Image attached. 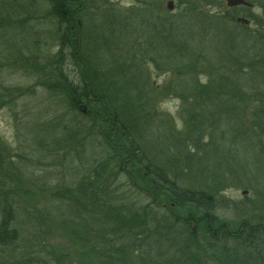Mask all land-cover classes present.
<instances>
[{
  "label": "rangeland",
  "instance_id": "rangeland-1",
  "mask_svg": "<svg viewBox=\"0 0 264 264\" xmlns=\"http://www.w3.org/2000/svg\"><path fill=\"white\" fill-rule=\"evenodd\" d=\"M27 1L26 4L19 3L21 10L15 4L9 3L7 6L13 11L30 14L32 10L27 3L38 5L39 0ZM91 1L96 9L93 11V23L85 22V25H91V30L86 33L89 37L87 47L91 40L102 37L98 26L107 16L135 18L141 15L148 24L149 29L142 32L144 37L141 42L134 28L135 34L129 38H124L116 31L107 44L114 57L125 67L129 66L122 67L125 80L133 79L135 86L137 84L140 89L141 84H144L150 92L147 99L140 98L135 103L146 131L142 137L148 151L167 153L163 155L165 165H162L166 171L170 170L168 160L175 161V165L171 166L177 171L176 182L180 186L219 190L215 196L220 204L211 215L214 227L224 226L225 230L231 232L243 222H257L264 215V71L253 67L250 70L247 61L254 59V63H259V53H264L259 51L264 40L260 39V43L257 38L264 33V0H257L256 4L251 8L245 7V10L227 9L225 0H190L185 7L190 9L191 35L187 30L182 31L183 41H173L176 38L171 37L169 32L164 34L165 29L163 31L164 21L173 19L177 22L180 19L176 18L180 9L175 0ZM169 1L173 2L171 12L166 10ZM237 18L249 20L248 28L243 29L241 24L236 23ZM114 28L118 30V26ZM154 29L163 32L156 36L152 34ZM52 31L53 25L41 18H28L12 27H0V164L6 167L3 171L5 198L14 203L17 209L14 224L18 232L12 246H0V264H86L87 257L82 254L83 250L98 241L97 234L102 236L109 230L102 223H95L90 230L85 223L87 216L75 213L67 196V193L77 194L76 186L81 179L89 178L91 181V171L87 167L97 162L104 163L106 154L100 147L99 138L85 119L69 110L68 101L62 92L51 91L54 90L51 89L53 83H50V88L44 86L42 81L45 74L40 70L46 61L40 59L41 56L37 57L36 68L26 66L28 69L23 70L21 66L24 57H29L23 36L30 39L32 34L39 35L42 46L53 55L57 48ZM168 41H173L174 48L180 50L185 58L178 55L183 64L179 63L176 69L169 65L171 58L165 49L169 47L166 45ZM149 42L157 47L156 54L148 49ZM242 45L247 48L245 57L243 54V60L233 67L228 49L236 47L241 53ZM100 54L98 52L96 55L99 61ZM19 57L23 61H19ZM133 61L142 67L140 73L132 70ZM31 69L38 70L37 75H33ZM178 73L183 75V80L193 79L199 86L208 88L213 99L220 98L219 106L203 103L206 112L215 111V107L218 113L213 117L200 116V132L190 131L186 123L190 115L197 114L194 103L184 98L186 92L179 90L183 98L168 92L169 85L180 77ZM106 78H102V83ZM228 91L233 96L226 102ZM206 118L212 120L213 129ZM56 127L58 133L61 127H67L71 137L64 139L62 133L58 136ZM212 131L215 133L212 146L217 143L221 149L216 158L207 154ZM173 144L178 147L177 150ZM112 166L106 167V177L111 181V188L105 192L106 201L112 206L134 205L136 208L146 206L151 209V197L140 192L127 176L128 173L114 172L109 178ZM141 184L146 188L145 183ZM98 198L104 200V194ZM157 208L153 206L155 215L163 216V210L157 211ZM84 223L86 226L83 230L74 227ZM189 225L194 229L192 236L184 233L186 229L181 227L183 239L178 238L179 234L176 233L171 236L173 241L170 238L168 240V237H165L168 241H162L161 237L150 236L146 245L142 246L148 247L145 256L138 257L128 247L123 251L122 262L264 264V238L254 253L258 256L255 255V259L248 263L242 258V253L246 254L247 251L240 253L230 241L223 247L224 252L217 244L208 245L205 241L207 236L203 233L204 222L196 226L191 221ZM107 235L111 237L112 231ZM104 237L100 242H103ZM122 239L123 245L130 246L128 236ZM105 242L108 241L104 239ZM250 256L253 255L250 253ZM94 262L89 261L91 264Z\"/></svg>",
  "mask_w": 264,
  "mask_h": 264
},
{
  "label": "trees",
  "instance_id": "trees-1",
  "mask_svg": "<svg viewBox=\"0 0 264 264\" xmlns=\"http://www.w3.org/2000/svg\"><path fill=\"white\" fill-rule=\"evenodd\" d=\"M26 1L0 0V25H2L0 27H12L28 18H41L53 25L52 36L56 42V52L53 55L47 52L44 46H42V39L39 35L32 34V38L30 39L29 37L23 36L25 38L23 42L27 44L25 50L29 53V57H24V63L21 66L24 68L23 70L28 69L26 66L36 68L38 56H41L42 58L40 59L46 61L40 70L45 74L42 83L48 87L51 85L50 83H53L51 89L54 90L51 91H60L63 93L68 101L69 110L76 116L85 119L88 125L90 124L89 128L96 133L95 135L100 140V147L106 154L103 160L104 163L97 162L95 165L87 167L91 171V181L88 180L89 178L81 179L76 186L77 194L67 193L71 201L70 206H73L75 213L87 216L88 220L86 219L85 223L90 230L92 226H95V223H102L105 229H109L102 236L95 234L98 241L90 245L89 249L83 250L82 254L84 257H87L86 264L89 261H95V264H125V262H122L124 259L123 251L128 247L138 257H143L148 247L142 246L144 244L146 245V240L150 236L161 237L162 241H168L169 238L173 241L171 236L173 233H176L179 234L178 238L183 239L180 235L182 232L180 231L181 228H185L186 231L184 233L192 236L194 229L189 225L191 221L196 226H201L203 222L205 223L203 233L207 236L205 241L208 245L214 243L217 244V247L221 246L223 248L230 241L240 250V253L247 251L246 254L242 253V258L246 262L249 263L255 259L254 256H258V254L254 253L257 251V247L263 242V238L259 234L258 229H260L264 215L260 216L257 222H243L236 230L231 232L225 230L224 226H215V228L211 215L214 212L213 210L220 204L216 198L217 196H215L219 190L210 187L184 188L180 186L176 182V178L178 177L177 171L171 166L175 165V161L168 160L170 170L166 171L162 165H165L163 155H167V153H163L162 151L153 153L150 150L148 151L147 146L144 144L145 141L142 135L146 131L142 123L143 120L139 116L140 110L137 109L135 103L140 98L147 99L150 92L144 84H141L142 88L140 89L137 88V84L135 86L133 79L131 81L125 80L123 68L129 66L125 67L123 63L114 57L111 50L107 48V44L115 36L116 31L124 38H129L135 34V28L136 34L140 36L139 42H141L144 37L142 32L145 29H149L147 22L143 19L144 17L141 15L135 16V18L122 15L105 17L104 22L98 26L102 32V37L99 38L100 40L97 38L93 41L91 40V43L88 45L90 48H88L87 43L89 42V37L86 33L91 30V25L88 23L89 27L87 24L85 25V22L93 23V11L96 9L95 4L91 0H39L38 5L27 3L29 4L28 7L32 10L30 14L13 11V9L8 7V4L11 3L15 4L18 10H21L22 6L19 3L26 4ZM246 1L252 5L257 3V0ZM175 2L177 3L178 9H180L176 14V18L180 19H177V22L173 19L172 21L169 20L170 24L168 25L167 23L169 21H164L163 31L165 29L164 34L169 32L171 37L176 38L173 41H183L184 35L182 31L187 30L191 35V23L189 22L190 9L189 7H185L189 4L190 0H175ZM181 6L183 9H181ZM238 9L245 10V8ZM26 15L28 17H25ZM116 26H118V30L114 28ZM248 26H243L242 28L247 29ZM162 32H158L157 29L152 30V34L156 36L162 34ZM160 38L162 39V37ZM257 38L263 41L264 33ZM173 41H168L166 45L169 47L165 49L171 58L169 65L176 69L179 63L183 64V56L180 50L174 48ZM262 41L260 40V43ZM149 43L148 49H151L152 53L156 54L157 47L153 43ZM263 46L261 43L259 51L264 52ZM240 49L242 50L241 53L236 50V47H232L231 50L228 49L229 55L232 57L230 63L231 65L232 62L234 63L233 67L235 65L237 66L243 60V54L247 50L244 45ZM98 52L102 53L100 54L102 55L101 61L97 59L99 58V56H96ZM250 52L254 54L252 49H250ZM259 54L261 56L259 63H254V59L247 61L250 70L253 67L255 69L262 68L264 71V53ZM178 55L182 56V58ZM254 55L257 58L256 54ZM18 60L23 61V58L19 57ZM18 67L21 68L20 66ZM132 67L133 71H138L139 73L142 71V67L138 66L134 61ZM31 72L33 75H37L38 70L35 69L33 71L31 69ZM178 75L180 77L176 79L177 82L169 85L168 92L179 98H183L179 90L186 92L184 98L187 97V100H191L190 102L194 103V109L197 110V114L195 116L190 115L186 119V123L190 131L195 133L200 132V127H198V125H201V122L198 120L201 118L200 116L210 115V117H213L214 114L218 113L215 107H213L215 111L206 112L203 108V103L206 104L208 102L206 105L214 104L215 106H219L221 104L219 102L220 98L213 99L209 95L208 88L203 85L199 86L197 81L193 79L186 78L183 80V75H180V73ZM103 77L107 78L102 83L101 80ZM137 82L139 81L137 80ZM183 82L185 84L184 86H182ZM226 94L227 96H223L227 97L226 102H228L233 94L231 91H228ZM5 95L7 94L5 93ZM11 98H13L12 93ZM207 121L209 123L211 122L210 128L213 129L212 120L207 119ZM55 129V132L58 133V128L56 127ZM50 131L52 132L51 129ZM212 132L213 134L209 136L211 145L208 148L207 154L209 153L211 157L216 158L221 149L220 146L217 147V143H214L212 146V143L215 141V133L214 131ZM60 134L64 136V139L71 137L67 127H61L57 135L59 136ZM73 134L76 136L77 132ZM173 147L176 150L178 149L175 144H173ZM153 161L158 163H153ZM106 165H113L112 171L109 172V178L114 172H118L119 174L128 173L127 176L131 178V181L137 186L140 192L143 195L151 197L152 208L150 209V207L146 206L136 208L134 205L112 206L109 201H106L107 195L105 192L111 188V181L106 177ZM5 168L0 164V246L10 247L17 240L18 232L14 224L17 209L14 203H11L5 198L7 196L3 184V178L5 177L3 171ZM187 168L191 171L190 167ZM124 169L128 171H124ZM202 174L205 176L203 171ZM141 182L147 185L146 188H144ZM134 184H132V187H134ZM102 193L105 197L104 200L98 198ZM158 202H161L160 205ZM153 206H158L157 211L159 209L163 210L164 215L160 217L157 214L155 215ZM195 215L199 216L195 218ZM85 223L84 225L78 224V226L74 227L83 230L85 228L84 226H86ZM262 224L264 225V223ZM67 225L69 226V224ZM71 229L74 230L75 228ZM111 231L112 236L108 237L107 234ZM103 235L105 236L104 239L108 242L104 243V239L103 242H100ZM124 236L130 238V246L122 244V237ZM165 237H168V240ZM124 241L128 242L126 240ZM224 250L225 248H223L222 252ZM250 253L253 255V258L250 256Z\"/></svg>",
  "mask_w": 264,
  "mask_h": 264
},
{
  "label": "water",
  "instance_id": "water-1",
  "mask_svg": "<svg viewBox=\"0 0 264 264\" xmlns=\"http://www.w3.org/2000/svg\"><path fill=\"white\" fill-rule=\"evenodd\" d=\"M252 6L253 5L246 0H225V7L227 9H232V8H236V7L251 8ZM166 10L168 12H171L173 10V2L172 1H169L167 3ZM236 23L241 24L243 26L249 25V21L247 19H244V18H237Z\"/></svg>",
  "mask_w": 264,
  "mask_h": 264
},
{
  "label": "flooded vegetation",
  "instance_id": "flooded-vegetation-1",
  "mask_svg": "<svg viewBox=\"0 0 264 264\" xmlns=\"http://www.w3.org/2000/svg\"><path fill=\"white\" fill-rule=\"evenodd\" d=\"M236 8H239V7H236ZM235 8V9H236ZM240 8H245V7H240ZM262 223H264V218H263V222ZM261 223V226H260V229H258L259 230V234L261 235V237L262 238H264V225ZM259 262V261H258ZM257 262V263H258ZM264 262V261H263Z\"/></svg>",
  "mask_w": 264,
  "mask_h": 264
}]
</instances>
